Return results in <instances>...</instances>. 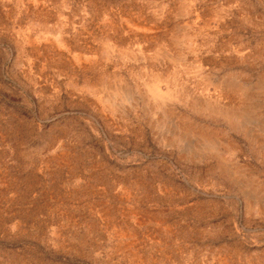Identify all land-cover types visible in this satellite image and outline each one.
Returning a JSON list of instances; mask_svg holds the SVG:
<instances>
[{
	"label": "rangeland",
	"instance_id": "rangeland-1",
	"mask_svg": "<svg viewBox=\"0 0 264 264\" xmlns=\"http://www.w3.org/2000/svg\"><path fill=\"white\" fill-rule=\"evenodd\" d=\"M0 264H264V0H0Z\"/></svg>",
	"mask_w": 264,
	"mask_h": 264
}]
</instances>
